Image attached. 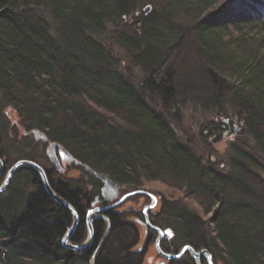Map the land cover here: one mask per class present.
<instances>
[{
  "label": "trees",
  "instance_id": "obj_1",
  "mask_svg": "<svg viewBox=\"0 0 264 264\" xmlns=\"http://www.w3.org/2000/svg\"><path fill=\"white\" fill-rule=\"evenodd\" d=\"M224 1L0 0V104L16 110L26 131L39 130L126 190L144 181L180 189L202 215L164 198L151 221L180 242L204 246L220 264H264V0L218 10ZM106 32L129 53L140 80L100 41ZM184 100L214 113L199 124L202 141L213 145L239 131L229 155L204 159L153 107L159 101L170 110ZM9 133L6 143L21 154L27 138L1 113L0 136ZM38 146L43 155L45 144L32 140V150ZM15 156L0 147L5 164L35 161ZM75 168L83 178L46 173L52 190L80 213L101 185ZM108 218L94 264H138L122 249L134 244L135 231L119 214ZM69 223L37 174L19 168L0 194V264L86 263L92 249L74 254L59 243ZM102 225H93L95 245ZM84 227L72 243L84 239Z\"/></svg>",
  "mask_w": 264,
  "mask_h": 264
},
{
  "label": "rangeland",
  "instance_id": "obj_2",
  "mask_svg": "<svg viewBox=\"0 0 264 264\" xmlns=\"http://www.w3.org/2000/svg\"><path fill=\"white\" fill-rule=\"evenodd\" d=\"M249 1L250 0H245V1H241V0L231 1V0H229L226 2L224 1V2H221L220 6L221 5H223V6H221L218 10H223L224 7L231 9L235 6H237V8H247L248 9L249 6H251ZM141 6H143V8L146 6L145 9H149L148 6L151 7V5L147 4V2H145L144 5H141ZM259 9L262 10L261 7H259ZM233 12L236 14L235 11H233ZM234 13H233V16H236ZM131 18H132V16L130 18H128L127 21H130ZM109 27H107L108 28L107 31L111 30V28H109ZM252 32L255 33V30ZM261 33H262V35H264V32H261ZM99 37H100L99 38L100 41L105 43L106 46H108V48L111 50L112 54H114L116 57H118L121 60V65H122L123 70H125V67H129L128 71L131 73V75L135 79L138 78V80H140L141 77H140L139 70L136 67H132L128 63L129 62V60H128L129 53H127V51L125 49H123L121 46H119L115 42L110 41L109 32H106L105 34L100 35ZM188 37H190V36H188ZM185 55H186V53L183 54L182 58L185 57ZM185 59H187V58H185ZM153 107L159 113H161L165 118H167L168 122L172 125V127L177 132L179 138L182 139L183 141L188 142L190 145H192L194 148H196L197 149L196 151L204 159H206L207 157H211V156H215V157L219 156L220 158H222L221 156H223L224 154L229 155V153H230L229 144L239 143V141H240V139L237 140L239 138V135H238L239 131H237V133H230V132L224 133L222 139L218 143L213 144V145H211L210 142L208 143V142L202 141L201 137L199 136V133H198L199 124L204 123L206 120H209V119L213 120L214 119V113L202 110L196 102H193L191 100H184L182 103L181 102L177 103L176 107H172L170 110L163 109L161 104L159 103V101L156 103H153ZM1 113H3L6 116V119L9 122L10 127L14 126V128L17 132L16 135L18 137L25 136L27 138V142L25 144H22L21 146H19V149H21L22 153L18 154L17 148L11 147L6 143V139H8V140L11 139L10 133L7 135V137L5 135H1L0 136V147H2V151L5 150L6 152H8V154L12 153L13 156L16 155L14 157V159H16L17 155H22V154L28 155L29 157L33 156V159L35 160L34 162H36V163L38 162L44 170H46L48 168L51 169L52 164L48 160V157L44 153L45 149L43 150V155H41V148L39 146L36 149L32 150V140L34 143H36V141L33 139L34 136L32 134V132L35 129H30V130L26 131L22 126H20L16 110L11 105H5L2 102L0 104V114ZM229 115H230V112H229ZM232 117H233L232 118L233 123H235L239 127V123L237 122L235 116L232 115ZM221 118L224 119L225 116L224 115L220 116L219 119H221ZM32 153H33V155H32ZM224 157L226 158L227 156H224ZM3 161H4V159H3ZM14 162H12L8 165V164H5V161H4V163L2 165V173L0 175V184L3 182L8 169L12 166V164ZM59 166L61 169V173L59 172L57 174L61 175V177H63V178H79V177L81 178L82 177L79 170H77L75 168V165H73V164H69V165H67V164L60 165L59 164ZM10 181H11V179H10ZM5 189L1 193H3L5 191ZM141 189L148 191L157 197L156 208L153 210V212H155V213H156V211H158L159 206L161 204V201L164 198H168L171 200H175V199L181 200L184 204H187L189 207H192L200 215H202V213L198 210L199 208L194 205L193 199L187 198L186 196H184V194L182 193V191L180 189L170 187V186L166 185L165 183L159 182V181H144ZM125 192H126L125 189L123 191H120L119 196H121ZM119 196H118V198H119ZM147 202H149V201H147V199H145L144 197L139 196V195H134V196H130L127 200L123 201L116 208H114V210L118 211V212H127V210L129 209V210H131L130 212L132 214H134L135 212H140L141 209L147 204ZM147 213H149L148 210H147ZM214 214H215V212L209 213V214L203 216V218L207 221H210V219L214 216ZM98 215H100V214L94 213L92 216H98ZM103 220L105 221L104 218H103ZM126 222H128V220H126ZM131 222H133V220H131ZM133 224H134V226H136V224L134 222H133ZM136 228L138 229L139 234H140V238L138 241V247L142 248L143 247L142 244L144 242V232L145 231H144V229L141 228L140 225H138V227H136ZM105 235H106V233L103 235V237ZM108 236H109V231L106 235V238ZM106 238L104 239V241H102L103 240L102 239L99 242L98 247L101 244V246H100L101 249H99V250L96 249V251H95L96 254H95L94 258L92 257L91 260H88L86 263L80 262V263H76V264H94L97 256L102 251V247L106 241ZM89 239L90 238H88L86 236L82 243L87 242ZM68 243L70 244L69 241H68ZM4 252L5 251H2L0 249V257H2V258L4 257V255H5ZM5 261L7 263V260H5ZM165 263H166V261L164 259H162L161 257H159L155 254V250L152 246H151L149 252L147 253L146 257L144 258V260L142 262V264H165ZM217 264H220V262H218Z\"/></svg>",
  "mask_w": 264,
  "mask_h": 264
},
{
  "label": "water",
  "instance_id": "obj_3",
  "mask_svg": "<svg viewBox=\"0 0 264 264\" xmlns=\"http://www.w3.org/2000/svg\"><path fill=\"white\" fill-rule=\"evenodd\" d=\"M32 134L34 135V137L37 140H39L41 142H47L48 141L46 136L37 130H34L32 132ZM57 154L60 158L61 164H64L65 162H73L74 161L72 156L59 143L48 141V146L46 149V156L48 157V160L51 162L53 168L58 170V171H61L60 166L58 164L59 162L57 159ZM82 166L86 172H88L90 175H92L93 177H95L97 180L100 181V183L102 185L100 188V195H101L104 202H107V201L111 202L117 198L118 185L116 183H114L108 177L103 176V175L95 172L90 167H88L86 165H82ZM20 167L31 168L38 175L41 187L45 191V193L49 196V198L55 204H57L58 206H60L61 208H63L65 211H67L68 213H70L72 215L74 222H73L72 226L69 228V230L64 234V236L60 240V244L62 245V247H64V249H67L70 251H75V252H82V251H85L87 248H89L91 246V244L93 243V229H92V226H91L89 221H88V233H89L88 238H90V239L87 242L79 244V245H71L68 243V240L71 238V235L73 234V232L75 231V229L79 223L78 215L76 213V210L70 204H68L60 195H58L54 190H52V188L50 187V185L48 183L45 171L37 163L30 161V160H24V159L16 161L8 169L3 182L0 184V192H2L5 189V187L10 182V179H11L13 173L17 169H19ZM1 173H2V161L0 159V175H1ZM135 194H144V195H147L151 198L152 204H150L149 206H147L143 209V213H146V209L151 208L153 206V204L155 203V197L152 194H150L146 191H142V190L131 191V192L123 195L119 200H117V202H114L113 204H111L108 207H111V208L116 207L120 203H122L127 197H129L131 195H135ZM94 211H96V210H94ZM97 211H102V209H97ZM90 213L91 212H89V215H90ZM215 215L216 214H214V216ZM213 217H212V219H213ZM93 219H95V217L92 218V220ZM148 226L151 229L157 231L159 233V235H162V231L160 229L151 226L149 223H148ZM108 229H109V225H107L106 235L108 233ZM106 235L104 236V239H105ZM192 254L194 255V257L196 259H198L197 257L199 255H201V256L206 255V259L208 261V264H212L211 263V256L207 253L206 250H201L197 253L192 252Z\"/></svg>",
  "mask_w": 264,
  "mask_h": 264
},
{
  "label": "flooded vegetation",
  "instance_id": "obj_4",
  "mask_svg": "<svg viewBox=\"0 0 264 264\" xmlns=\"http://www.w3.org/2000/svg\"><path fill=\"white\" fill-rule=\"evenodd\" d=\"M95 198L93 200L85 201L86 204L83 205L81 212L79 211L80 213L78 214L82 218V221L84 223L86 222V216L88 212L93 210L94 208H103L102 211L98 213L101 216L103 214L107 218L108 216L112 217V216H116L117 214H119L121 217L120 218L121 224L130 226V229L135 231V234H136V239L133 245L122 247V249H124L125 254H128L129 256H131L132 261H136L138 262V264H142L144 258L146 257L147 253L149 252L152 246L155 250V254L166 261L165 264H207V260L205 258L206 255L205 256L199 255L198 259H196L190 250L185 249L182 253H180L184 246H189L193 250L194 253H197L203 249L206 250L207 253L211 255L213 264H217L216 257L214 256V254L210 253L204 246L197 248L191 245L190 243L180 242L172 231H171L172 232L171 234L164 233L161 237H158V234L156 233V231L152 230L151 228L147 226L146 222L152 225H155L151 223V221L153 220V216L158 212V211H156V213L153 212V210L156 208L157 201L154 204V206L148 210L149 213L147 212L143 213L142 212L143 208H142L140 212H135L134 214H132L130 212L131 210L129 209L127 210L128 213L127 212H114V209L108 208L109 204L107 202H102V200H99V199L95 200ZM144 198L147 199V201H149L147 202L145 206L149 205L151 203L150 197L144 195ZM94 200L96 201V203H93L95 202ZM102 219L103 218L95 219L92 222V225L97 223V221H100L103 223ZM126 220H128V222H126ZM131 220H133L136 226H134ZM138 225H140L141 228L144 229L145 231L144 232V242L142 244L143 245L142 248L138 247V241L140 238L139 231L136 228L138 227ZM155 226L162 230L166 229V228L159 227L157 225ZM102 232L103 233L105 232L104 223L102 225ZM98 244L99 242H97V245H95V242L92 243L91 246L87 250L92 249L94 252ZM177 254H180V256L173 257V256H176ZM167 256H172V257H167Z\"/></svg>",
  "mask_w": 264,
  "mask_h": 264
},
{
  "label": "bare ground",
  "instance_id": "obj_5",
  "mask_svg": "<svg viewBox=\"0 0 264 264\" xmlns=\"http://www.w3.org/2000/svg\"><path fill=\"white\" fill-rule=\"evenodd\" d=\"M73 158V157H72ZM73 160L76 162V163H79L78 161H76L74 158H73ZM59 164V163H58ZM80 164V163H79ZM52 170H54L56 173H59V171L58 170H56V169H52ZM68 215L70 216V223L68 224V226L66 227V229H65V232H64V234L69 230V228L72 226V224H73V217H72V215L70 214V213H68ZM78 218H79V223H78V225H77V227H76V229H75V231L77 230V228L80 226V224H82V223H84L83 221H82V218L80 217V215H78ZM90 220H91V215H89V212H88V214H87V216H86V222L84 223V228H85V236H84V238L87 236V237H89V233H88V221L90 222ZM103 220V219H102ZM103 223L106 225V223H107V220L105 219V221L103 220ZM75 231L73 232V234L75 233ZM64 234L62 235V236H64ZM72 234V235H73ZM71 235V236H72ZM59 240H61V238L59 239ZM59 243H60V241H59ZM61 245V244H60ZM71 245H77V244H71ZM61 247H62V245H61ZM64 248V247H63Z\"/></svg>",
  "mask_w": 264,
  "mask_h": 264
},
{
  "label": "snow or ice",
  "instance_id": "obj_6",
  "mask_svg": "<svg viewBox=\"0 0 264 264\" xmlns=\"http://www.w3.org/2000/svg\"><path fill=\"white\" fill-rule=\"evenodd\" d=\"M170 234V233H169Z\"/></svg>",
  "mask_w": 264,
  "mask_h": 264
}]
</instances>
